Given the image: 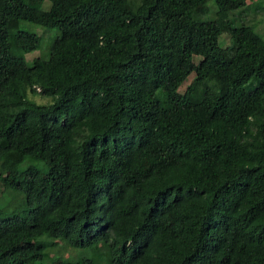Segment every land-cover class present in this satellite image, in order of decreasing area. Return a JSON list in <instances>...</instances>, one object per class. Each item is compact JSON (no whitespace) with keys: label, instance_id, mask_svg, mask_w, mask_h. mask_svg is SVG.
<instances>
[{"label":"trees","instance_id":"obj_1","mask_svg":"<svg viewBox=\"0 0 264 264\" xmlns=\"http://www.w3.org/2000/svg\"><path fill=\"white\" fill-rule=\"evenodd\" d=\"M44 1L0 0V264H264L246 0Z\"/></svg>","mask_w":264,"mask_h":264},{"label":"rangeland","instance_id":"obj_2","mask_svg":"<svg viewBox=\"0 0 264 264\" xmlns=\"http://www.w3.org/2000/svg\"><path fill=\"white\" fill-rule=\"evenodd\" d=\"M50 2L44 1L42 3L41 9L48 10L50 8ZM232 24L234 26L240 25H251L254 27L255 32L262 37L264 40V0H246V6L234 11L231 14ZM203 23L207 25L212 24V16H207L201 20ZM20 30L26 33H34L41 37V44L40 48L37 51L32 53H28L25 58L26 62L30 65L32 60L38 57H43L47 54V48L51 44L53 37L58 34L57 28L54 29H44L41 27H37L31 23L21 21L20 22ZM219 44L222 47H226L227 45V36L222 35L219 38ZM47 57V56H46ZM195 62H199L200 58L195 57ZM190 78L187 80L186 83L179 89V92H183L186 88V85ZM28 99L36 101L37 103H45L46 99H43L38 96H32L28 94ZM15 191L6 190L3 191L0 195V208L6 206L7 204H11L12 198L15 196ZM72 260V259H70ZM105 264V263H103Z\"/></svg>","mask_w":264,"mask_h":264}]
</instances>
